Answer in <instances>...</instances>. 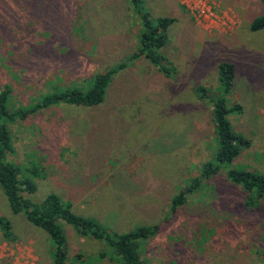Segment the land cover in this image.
<instances>
[{
    "label": "rangeland",
    "instance_id": "374dc122",
    "mask_svg": "<svg viewBox=\"0 0 264 264\" xmlns=\"http://www.w3.org/2000/svg\"><path fill=\"white\" fill-rule=\"evenodd\" d=\"M156 18L169 16L160 52L172 69L158 70L134 57L140 18L135 4ZM0 0V90L7 108H31L68 86L87 89L98 73L124 64L102 103L64 102L7 120L14 154L36 185L25 198L55 193L71 210L110 233L157 224L139 247L142 264H264V199L246 204L248 192L221 172L171 211V200L217 148L213 105L199 99L203 86L220 94L218 64L235 67L228 118L249 139L232 167L264 174V14L260 0ZM0 264H51L48 234L13 214L0 186ZM65 264H121L113 246L70 225Z\"/></svg>",
    "mask_w": 264,
    "mask_h": 264
},
{
    "label": "trees",
    "instance_id": "16d2710c",
    "mask_svg": "<svg viewBox=\"0 0 264 264\" xmlns=\"http://www.w3.org/2000/svg\"><path fill=\"white\" fill-rule=\"evenodd\" d=\"M134 1L137 3V0ZM260 1L264 3V0ZM135 5L140 18V32L137 51L133 56H144L158 70L168 74L172 69L167 65L165 57L159 50L166 43L167 29L174 22V18L169 16L154 18L142 6H138L139 2ZM262 27H264V14L255 17L250 24L252 30ZM121 67H124V64L96 74L87 89L68 86L61 91L45 95L31 108H17L12 112L6 106L11 96V89L5 87L0 90V118L23 119L29 114L59 102L87 106L98 105L103 102L109 82ZM234 76L233 63L222 61L218 64L220 94L215 97L203 86L195 88L197 98L212 102V121L217 148L214 157L202 164L200 173L192 177L179 190V193L172 197L171 211L182 205L188 194L196 192L204 179L219 172L223 173L231 183L240 185L248 192L246 204L249 207L258 206L264 199V174L232 167L234 159L242 149L249 146L250 142L234 130L228 118L229 114L242 111L240 104L230 106L227 103V98L232 93ZM14 152L9 128L7 123L3 122L0 124V186L7 197L11 212L22 214L29 223L44 230L52 240L51 264H65L66 233L63 224L70 225L79 234L105 241L113 246L121 264H142L139 256L140 244L156 233L157 224L138 226L123 234L110 233L106 227L93 219L74 213L70 202L63 200L55 193L48 194L40 202L25 198L24 193H33L36 185L31 176L27 174L31 172L30 169H22L19 164L7 159L8 154H14ZM10 228L9 221L0 218V231L7 241H13L16 238Z\"/></svg>",
    "mask_w": 264,
    "mask_h": 264
},
{
    "label": "crops",
    "instance_id": "0c3cea01",
    "mask_svg": "<svg viewBox=\"0 0 264 264\" xmlns=\"http://www.w3.org/2000/svg\"><path fill=\"white\" fill-rule=\"evenodd\" d=\"M107 92V91H106Z\"/></svg>",
    "mask_w": 264,
    "mask_h": 264
}]
</instances>
